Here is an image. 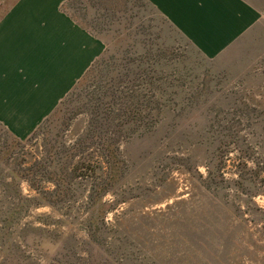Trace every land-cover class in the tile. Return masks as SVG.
<instances>
[{
  "label": "rangeland",
  "instance_id": "obj_1",
  "mask_svg": "<svg viewBox=\"0 0 264 264\" xmlns=\"http://www.w3.org/2000/svg\"><path fill=\"white\" fill-rule=\"evenodd\" d=\"M252 1L262 18L228 62L162 24L160 52L112 37L29 140L0 126V264H264Z\"/></svg>",
  "mask_w": 264,
  "mask_h": 264
},
{
  "label": "crops",
  "instance_id": "obj_2",
  "mask_svg": "<svg viewBox=\"0 0 264 264\" xmlns=\"http://www.w3.org/2000/svg\"><path fill=\"white\" fill-rule=\"evenodd\" d=\"M140 1L0 0V126L29 140L112 37L160 52L162 24L207 60L228 62L262 18L252 0Z\"/></svg>",
  "mask_w": 264,
  "mask_h": 264
},
{
  "label": "trees",
  "instance_id": "obj_3",
  "mask_svg": "<svg viewBox=\"0 0 264 264\" xmlns=\"http://www.w3.org/2000/svg\"><path fill=\"white\" fill-rule=\"evenodd\" d=\"M112 146H114V145H112ZM112 146L108 147V150L110 151L111 154H113V156H117L118 149L116 147L113 148ZM81 163L82 162H79V164H81ZM207 168L210 170L209 166Z\"/></svg>",
  "mask_w": 264,
  "mask_h": 264
}]
</instances>
